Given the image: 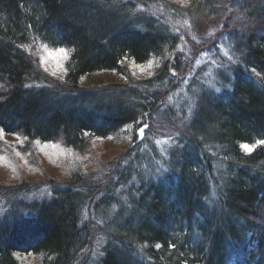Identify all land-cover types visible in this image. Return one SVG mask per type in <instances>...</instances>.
Returning a JSON list of instances; mask_svg holds the SVG:
<instances>
[{"label": "trees", "instance_id": "16d2710c", "mask_svg": "<svg viewBox=\"0 0 264 264\" xmlns=\"http://www.w3.org/2000/svg\"><path fill=\"white\" fill-rule=\"evenodd\" d=\"M159 17L216 32L186 62ZM220 36L233 50L230 79L176 113L172 72ZM96 73L121 83L83 84ZM162 103L173 140L162 172L137 199H109L130 179L120 168L137 122L153 126ZM0 130V264L85 263L95 236L81 209L111 205L120 210L106 217L97 264H264V0H0ZM43 187L47 198L28 199ZM124 203L136 226L118 224Z\"/></svg>", "mask_w": 264, "mask_h": 264}, {"label": "rangeland", "instance_id": "374dc122", "mask_svg": "<svg viewBox=\"0 0 264 264\" xmlns=\"http://www.w3.org/2000/svg\"><path fill=\"white\" fill-rule=\"evenodd\" d=\"M244 1L245 0H238V5L239 3H242ZM152 11L153 14L157 16L163 15V13L160 12L159 8L155 7L154 9L153 7ZM108 13L110 20L118 19L114 17L116 13L112 14L111 11H108ZM159 18L162 19L163 26L165 25L167 28H169L168 32H170L173 37L177 38L176 49L179 51L184 50L185 54L183 59L186 62L189 60L188 55L192 54V52L190 53V47H193L199 41H209V37H211L214 32H216V28H208L205 33H201V31L198 29L195 31L192 27L191 20L188 17H186V19H184L182 22L173 21V24H170L169 19L165 17ZM243 20L244 19L242 18V16H239L236 12L232 15V22H234L236 25L241 24V21ZM161 30H163V28ZM207 44H209V42ZM208 47V50L195 52L197 55L192 65H190V63L187 64L184 60H182L180 61L182 69L181 72H178L176 70L174 71L175 75H173V78L175 79V81H181L180 84H175V87H178V90L180 91V93L176 94L173 98L175 99L176 97V99H179L177 105L174 107L171 101V104L173 106L172 109L176 113L178 112V110L180 112L186 111L187 108H189L191 111L195 105V102H197L198 94L200 95L204 90H211L214 88V90L211 91H213L214 94L218 93L220 89L214 87V85H217V81L218 83H220L218 80V76H222L220 79L221 84L222 81L227 80L228 78L230 79L229 69L233 66V63L231 61V56L233 57V50L231 45H229L228 38H226L225 36H220L216 38L214 48H212L210 45ZM197 48H199V46H196V49ZM56 52L57 51H49L46 54L44 64L46 68H50L53 70L58 66V63L60 64V56H49V53ZM172 55L175 56L177 54L176 52H173ZM172 55L170 57H172ZM82 82L83 84H87L91 87L105 86V83L109 82L113 85L121 83L118 78L113 79L111 78V76L102 73H96L89 76H85ZM217 89H219V91H217ZM117 100L119 101L120 98L117 97ZM167 101L168 99L166 100V103L168 105L169 101ZM164 103H162L160 107L155 109V118L153 117L155 123L153 124V126L150 125L148 118H144L139 121L138 126L135 130V135L137 134L139 127L143 126L144 124H147L148 127L144 130L142 140L139 143L137 142L138 138H135V141L132 143V146L134 145L132 147L134 150L131 155L128 158H125L123 161L121 160L122 163L120 170H124V172H127L129 174L130 179L127 185L125 184V188H121V192H119V190H113L112 195L110 196L111 198L109 199H115L117 201L119 200L123 203V200L121 199L120 195L128 190L133 191V193H135L136 198V191H138L144 185V183L148 184L152 182L162 172L163 165L167 161L166 158L168 157V153L173 144L171 131L165 125V120L166 118H168L167 113L170 111V109L166 107V104L163 107ZM108 108L110 109L111 107L108 105ZM181 119L182 117H178V115L174 117V120L180 121ZM149 128H151L150 134H148ZM8 136L9 135H5V137ZM129 141L130 140L128 139V142ZM122 150L123 148L120 146L119 149L116 150L115 154H120ZM110 171L105 170V173H102L106 174ZM5 176L6 171L0 169V180L5 178ZM113 183L114 181L112 180L110 182V185L113 186ZM35 191L36 189H31L29 191L30 196L28 197V199L42 200L44 198H47L48 196V189L45 187L39 188L36 192ZM21 194L22 193H19V197L13 200L19 202L20 199H23V202H26V196H20ZM102 199L103 198H101V195H98L94 200L98 204V202ZM117 203L120 204L121 202ZM123 205L124 206L121 208V210L123 209L122 217L119 218L118 224L123 226L128 221H134L136 226L138 222L136 219H133L134 214L132 212L129 214L130 209L128 208L126 203H124ZM119 207L118 209H116L113 205L109 206L108 208L99 207L96 209V211L93 209L90 210L89 214H86L85 207L81 209L82 220L84 221V223L91 222L89 226L91 230L94 231L93 236H95L94 242L92 241L93 243H91L90 245V250L84 255V257L87 258L85 263L83 264H95L97 262V256L99 255L100 250L106 242V238L101 236L100 232L102 233L105 229L104 226L106 225V219L109 218L110 222V220L112 219V215L115 214L116 211L120 210ZM131 217L132 219H130ZM79 264H82V261H80Z\"/></svg>", "mask_w": 264, "mask_h": 264}, {"label": "snow or ice", "instance_id": "6c2138e0", "mask_svg": "<svg viewBox=\"0 0 264 264\" xmlns=\"http://www.w3.org/2000/svg\"><path fill=\"white\" fill-rule=\"evenodd\" d=\"M53 55L65 56V49L60 48V49H58V51L56 53H49V56H53ZM41 63L42 64L44 63V58L43 57H41ZM172 74L175 75V72H173ZM26 87H27V85H26ZM217 91H219V89H217ZM137 123H139V122H137ZM147 127H148V125L144 124L143 126L138 128V135H140L141 138L143 137L144 130ZM0 132H2V130H0ZM257 143L258 144L259 143H264V140L258 141ZM241 147H242L243 151H245L246 153H251L253 151V148L250 145H248V144H243ZM159 247H160V245H157V248H159ZM169 247L172 248V247H175V245L174 244H170Z\"/></svg>", "mask_w": 264, "mask_h": 264}, {"label": "water", "instance_id": "95a60500", "mask_svg": "<svg viewBox=\"0 0 264 264\" xmlns=\"http://www.w3.org/2000/svg\"><path fill=\"white\" fill-rule=\"evenodd\" d=\"M146 129V128H145ZM137 138H138V143L142 140V138H141V136L140 135H138V132H137Z\"/></svg>", "mask_w": 264, "mask_h": 264}]
</instances>
